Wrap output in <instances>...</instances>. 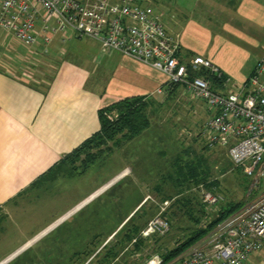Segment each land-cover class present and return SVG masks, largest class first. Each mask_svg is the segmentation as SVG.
Segmentation results:
<instances>
[{
  "label": "crops",
  "instance_id": "0c3cea01",
  "mask_svg": "<svg viewBox=\"0 0 264 264\" xmlns=\"http://www.w3.org/2000/svg\"><path fill=\"white\" fill-rule=\"evenodd\" d=\"M150 6L180 44L183 60L210 59L235 87L258 69L264 57V0H152ZM59 37L47 51L28 49L0 28V236L10 225L20 235L36 228L25 236L21 249L32 244L26 251L99 194L102 186L62 214L45 217L64 199L69 180L87 173L54 172L101 130L100 110L127 98L166 97L175 89L164 73L105 50L98 41L72 39L66 46ZM127 172L132 171L126 168L113 179Z\"/></svg>",
  "mask_w": 264,
  "mask_h": 264
},
{
  "label": "rangeland",
  "instance_id": "374dc122",
  "mask_svg": "<svg viewBox=\"0 0 264 264\" xmlns=\"http://www.w3.org/2000/svg\"><path fill=\"white\" fill-rule=\"evenodd\" d=\"M143 2L152 4V0ZM232 85L231 82L230 87ZM171 93L166 97L158 95V99H146L145 113L151 126L134 141L123 144L125 146L116 148L112 153L108 147L97 148L92 143L63 161L59 169L74 167L82 170L88 166L87 173L69 180L66 184L70 187L69 191L62 194L64 199L52 204L54 210L47 212L46 218L62 214L63 210L72 208L102 186L99 194L88 199L83 210L31 250L26 251L32 244L21 248L25 246V236L31 235L36 228L22 229L28 234L20 235V229L14 225L6 227L4 235L0 236V264H143L152 255H161L173 249L197 226L196 220H192L189 214L185 215L182 211L173 214L175 210L171 208L176 198L171 199L170 196H177V189L170 182L162 184L161 192L154 187L162 174L167 176L172 173L170 165L177 157L185 159V162L202 159L208 180L218 182L213 189L216 195L222 196V200L215 204L203 201L202 194L208 191L204 185L192 192L197 195L193 199L194 214L198 218L203 217L200 202L207 211L202 223L215 221L221 211L230 204L235 205L236 211L227 215L226 220L260 197L264 192L263 180L258 189L252 178L232 163L227 151L205 149L208 142L204 135L205 126L212 117L211 112L207 113L206 103L184 87H175ZM106 116L108 120H114L119 115L108 112ZM112 145L109 142L108 146ZM100 152L102 155L98 154ZM96 154L100 158L92 163L90 160ZM126 168L132 172L119 180L113 179ZM166 202H169L168 206H165ZM137 207L141 208L136 210ZM163 207V215L171 221L170 231L143 238L141 233L162 213ZM247 264H264V253L253 256Z\"/></svg>",
  "mask_w": 264,
  "mask_h": 264
},
{
  "label": "built area",
  "instance_id": "2783aa9c",
  "mask_svg": "<svg viewBox=\"0 0 264 264\" xmlns=\"http://www.w3.org/2000/svg\"><path fill=\"white\" fill-rule=\"evenodd\" d=\"M0 28L28 49L49 47L60 38L91 39L164 73L172 85L184 87L206 103L212 117L205 126L210 149L227 151L260 189L264 181V57L253 76L240 87L223 80L221 70L197 55L180 56V44L169 34L153 7L143 0H0ZM216 75L221 89L198 74ZM205 203L222 196L203 192ZM169 202L165 203L168 206ZM162 213L141 233L143 238L170 231ZM264 252V192L252 203L219 224L200 245L166 263L159 254L143 264H247Z\"/></svg>",
  "mask_w": 264,
  "mask_h": 264
},
{
  "label": "trees",
  "instance_id": "16d2710c",
  "mask_svg": "<svg viewBox=\"0 0 264 264\" xmlns=\"http://www.w3.org/2000/svg\"><path fill=\"white\" fill-rule=\"evenodd\" d=\"M198 75L210 80L214 87L218 89H221L223 86V83L218 80L219 78H217L216 75H212L206 71H202ZM226 79V75H223V80ZM174 87L179 88L180 86L174 85ZM146 99V97L122 99L113 105L101 109L99 112L101 130L93 135L90 139L85 141L65 160L69 159L71 156L77 155L83 148L88 147L92 143L95 144L97 148L106 146L108 147L109 152L112 153L116 148L122 147L123 144L127 143L145 130L149 129V127L151 126V122L145 113L147 107ZM108 112H116L119 116L114 120H108L106 116ZM109 142H111L113 145L108 146ZM205 149L211 150L207 144L205 146ZM98 154L102 155V152ZM98 154H96L94 157L92 156L90 160L92 163L96 162L100 158V155ZM183 161L184 164H182ZM171 167L173 174L171 173L167 176L163 174V177L160 180V184H158L155 189L161 192L163 187L162 184L170 182L173 185V188L177 189V196H170L171 199L176 198V201L173 203L171 208V210H175L173 214H178V212L181 211L184 212L185 215L189 214L192 220H196L197 226L193 227L190 230L185 240L178 242L173 249L161 254L166 263L171 262L177 257L181 256L189 248L200 245L202 241H204V239L212 235L213 231H215L219 224L228 219L227 218L225 220L224 218L227 215L235 212V209L237 208L235 205L230 204L227 209L221 211V215L220 217H218V219L207 224L202 223V219L206 215L207 211L205 205L199 201V204L202 207L201 211L203 213V217L198 218V216L194 214L195 207L193 206V199H196L197 195L194 196L195 194L192 192L195 188L204 185L208 191L214 193L215 191L213 187H217L218 182L208 180V175L205 170H203L202 159H199L198 162L194 160H187L185 162V159H180V157H177L174 160L173 164L170 165V168ZM87 169L88 166L80 171L86 172ZM62 170H64L70 176H73L77 171H79V168L77 169L74 167H70L68 169H59L58 167V169L55 170L54 173H56V171ZM165 217L168 218L166 215ZM169 222L171 224L170 219ZM111 251H113V249Z\"/></svg>",
  "mask_w": 264,
  "mask_h": 264
},
{
  "label": "bare ground",
  "instance_id": "6f19581e",
  "mask_svg": "<svg viewBox=\"0 0 264 264\" xmlns=\"http://www.w3.org/2000/svg\"><path fill=\"white\" fill-rule=\"evenodd\" d=\"M128 173V172H127Z\"/></svg>",
  "mask_w": 264,
  "mask_h": 264
}]
</instances>
